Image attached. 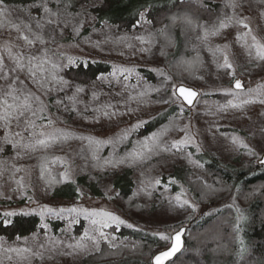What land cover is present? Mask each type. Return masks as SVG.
<instances>
[{"label":"trees","instance_id":"16d2710c","mask_svg":"<svg viewBox=\"0 0 264 264\" xmlns=\"http://www.w3.org/2000/svg\"><path fill=\"white\" fill-rule=\"evenodd\" d=\"M58 10L64 12L61 24L65 27L61 31L56 27L55 35L48 32L51 39L82 42L103 56L128 58L146 68L125 80L114 77L105 62H77L61 69L47 64L37 74L36 86L53 94L50 102L58 98L55 103L63 116L77 124L147 119L113 148L70 136L51 139L29 151L19 163L34 167L35 183L46 197L73 201L79 198V189H84L100 199L109 187L120 208L158 214L175 209L172 198L179 188L168 184L173 180L196 201H209L212 206L205 215L186 211L184 222L172 227L186 226L187 234L183 252L170 264H264V166L244 152L228 160L211 152L191 159L170 146L182 135L189 112L179 113L173 88L182 84L203 90L228 85L232 77L223 65L219 46L245 14L256 13L264 35V0H0V36L25 32L27 42H45L40 33L58 21ZM69 16H78L77 26H70ZM252 52L242 60L236 50L238 71L247 78L264 72V56ZM29 64L23 66L31 72ZM76 96L85 102L84 110L67 107ZM121 101L129 103L121 111L103 109L102 104ZM255 105H233L222 117L202 114L204 125L198 124L209 125L214 129L211 132L228 125L217 132L225 143L231 141L228 132L243 127L241 133L252 132L249 138L264 150V112L252 122L249 119ZM8 129L15 138L26 135L12 121ZM74 146L78 147V175L74 182H64L59 169L53 167L54 160ZM6 171L0 162V174ZM51 225L57 232L59 225ZM82 228L83 224L75 234L80 235ZM40 232L37 215L6 219L0 214V240L5 244H19ZM107 234L114 241L100 242L96 251L77 264H150L151 257L166 247L140 229L110 227Z\"/></svg>","mask_w":264,"mask_h":264},{"label":"rangeland","instance_id":"374dc122","mask_svg":"<svg viewBox=\"0 0 264 264\" xmlns=\"http://www.w3.org/2000/svg\"><path fill=\"white\" fill-rule=\"evenodd\" d=\"M192 1L200 3L202 0ZM58 11V21L50 22V29L46 28L40 33L44 35L45 42L29 43L25 39V32L0 36V162L7 170L3 175L0 174V214L6 219H12L16 215H37L41 230L40 233L23 239L16 245H8L0 240V264H77L85 255L96 251L100 242L114 241V237L107 234V228L110 227L147 231L165 242L167 248L170 245V235L183 226L174 230L172 227L184 222L188 214L186 211L195 215H205L212 206L209 201L199 203L185 187L174 183L173 180L168 184H175L179 188L178 193L172 198L175 209L162 210L158 214L157 212L136 214L135 211L120 208L115 203L116 193L109 187L105 190L104 197L100 199L91 197L84 189H79V198L76 200H50L35 183L34 167L19 163V160L33 148L57 137L71 136L81 141L94 140L102 148H113L119 139L127 137L147 119L124 118L112 124L98 123L90 126L77 124L63 116L55 103L58 98L55 102H50L53 94L45 93L36 86L37 74L46 69L47 64L61 69L77 62H105L111 66L114 77H122L125 80L136 76L139 69L146 68L145 64L136 63L128 58L103 56L82 42H65L56 36L51 39L53 36H49L48 32L55 35L58 34L57 30L61 31V28L65 27L63 26L65 24H61L64 22L61 19L64 12ZM16 17L21 18L22 14L21 17L19 15ZM78 20V16H69L68 21L71 23L70 26L75 27ZM235 22L238 28L228 33V39L219 46L224 56L223 65L229 69L232 81L225 87L194 89L200 94L199 100L186 115L182 135L170 143L172 149L184 153L191 159L204 152H211L228 160L239 151L244 152L257 164L264 155V150L257 146L255 140L249 138L252 132L248 133L249 135L241 133L244 131L243 127L236 128L237 132H228L231 135L230 143L220 140L217 133L219 128L227 129L228 125L216 127L217 132L209 131L214 130L209 125L200 127V123L203 124L200 120L202 114L222 117L231 106H241L245 102L257 104L249 115L251 122L255 120L256 114L264 112V72L260 76L249 78L239 73L236 53L237 50L242 60L251 56L252 50L264 56V35L259 30L256 13L245 14ZM93 25L92 22L90 27ZM26 62L32 66L31 72L28 68L24 69L23 65ZM236 81L245 89L243 92L232 89ZM216 96L219 97L215 98ZM177 101L179 113L183 115L187 109L179 100ZM127 104L128 101H121L102 106L105 111H121L128 106ZM85 105V102L77 100L76 96L69 99L67 107L84 110ZM9 121L15 123L26 135L15 138L9 132ZM77 151L78 147L74 146L68 154L54 160L53 167L59 169L64 182L76 180ZM55 222L59 225L57 232L51 225ZM81 224L82 232L76 235V230Z\"/></svg>","mask_w":264,"mask_h":264},{"label":"water","instance_id":"95a60500","mask_svg":"<svg viewBox=\"0 0 264 264\" xmlns=\"http://www.w3.org/2000/svg\"><path fill=\"white\" fill-rule=\"evenodd\" d=\"M232 89L236 92H243L245 89L240 86L239 82H234ZM174 95L183 106L189 110L192 109L200 97L198 91L187 87L185 85H179L174 90ZM259 166H264V155L257 162ZM187 234V227H179L172 235H170V245L157 252L151 257L150 264H170L172 263L184 250L185 238Z\"/></svg>","mask_w":264,"mask_h":264}]
</instances>
